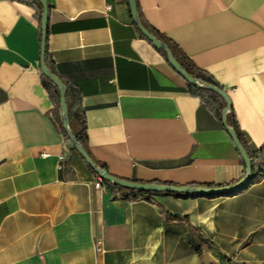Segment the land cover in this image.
Returning a JSON list of instances; mask_svg holds the SVG:
<instances>
[{"label": "crops", "instance_id": "1", "mask_svg": "<svg viewBox=\"0 0 264 264\" xmlns=\"http://www.w3.org/2000/svg\"><path fill=\"white\" fill-rule=\"evenodd\" d=\"M44 1L50 70L78 96L88 151L110 175L232 186L245 165L224 122L252 170L228 193L129 202L95 188L58 128L34 8L0 0V264H264V0H135L142 25L226 93L221 117L141 34L128 0Z\"/></svg>", "mask_w": 264, "mask_h": 264}, {"label": "water", "instance_id": "2", "mask_svg": "<svg viewBox=\"0 0 264 264\" xmlns=\"http://www.w3.org/2000/svg\"><path fill=\"white\" fill-rule=\"evenodd\" d=\"M40 3L42 7V13H41V19H40V26H41V38H40V69L44 77H46L48 80L53 82L59 92V102H60V115H61V123L62 128L68 138V140L73 145L75 151L81 156V158L85 161V163L89 166V168L97 174V176L104 182L109 183L113 186H117L120 188L128 189V190H134L142 193H181V194H213V193H228V192H235L238 190L242 185H244L248 177L251 173L252 166L250 163V159L241 145L235 130L232 127H229L224 122L223 125L229 134L231 140L233 141V144L237 151L239 152L244 165H245V176L236 184L228 187L223 188H198V187H176V186H170V185H164V184H156V183H138L133 182L129 180L120 179L117 177H114L110 175L104 168L98 167L95 162L92 160V158L87 154L85 149L82 147V145L76 140L74 135L69 129L68 126V109L66 105V89L63 84V82L53 74L46 66L45 64V41H46V35H47V17H48V6L44 0H36ZM131 16L133 19V22L141 32V34L145 37L146 40H148L154 48L165 51L166 59L171 68L188 84L195 88L205 87L219 96H221L226 101V107L223 109V115H225L230 109L231 104L228 96L224 91L221 89L208 85L200 83L198 80L194 79L190 75H188L179 65V63L174 59L173 53L171 49L168 47L166 43H164L162 40L156 38L152 33H150L140 22L138 18V13L136 9V3L135 0H128Z\"/></svg>", "mask_w": 264, "mask_h": 264}, {"label": "trees", "instance_id": "3", "mask_svg": "<svg viewBox=\"0 0 264 264\" xmlns=\"http://www.w3.org/2000/svg\"><path fill=\"white\" fill-rule=\"evenodd\" d=\"M22 1L27 3L28 5L32 6L35 10V14H36V17H37L38 22H39L38 38L40 41V38H41L40 19H41L42 7H41L40 3L36 0H22ZM145 28L150 33H152L156 38L162 40L164 43H166L168 45V47L171 49V51L173 53L174 59L179 63L180 67L188 75H190L194 79L198 80L200 83L212 85V86H215V87L220 89V86L218 85V83L210 75H208L206 72L197 68L194 64H192L188 60V58H186L184 56L182 57L170 43H168L163 38H161L157 34H155L148 26H145ZM154 49L157 52H159L167 62L165 51L159 50L156 48H154ZM45 64H46L47 68L50 70L48 48H47V36H46V41H45ZM168 65H169V63H168ZM42 79H43L44 85L45 86L49 85L54 91V96L56 97V100H57L56 105H57V111H58V118H57L58 128L63 133L66 140L71 144V142L68 140V138H67V136H66V134L62 128L61 115L59 114V108H60L59 92L57 90V87L54 83L50 82L44 76H42ZM185 84H186V87H187L189 93L192 96L198 97L201 101L206 103L209 106V108L218 117L222 116V110L226 107V101L221 96H219L218 94H216L215 92H213L212 90H210L208 88H205V87L195 88V87L191 86L190 84H188L187 82H185ZM65 89H66L65 100H66V105H67V109H68V126H69V129L72 132V134L74 135V137L76 138V140L82 145V147L85 149L87 154L91 157V155L88 151V148H87L86 124H85L83 110L80 107L79 98L77 95L72 96L71 93L68 91V89L67 88H65ZM231 127L235 130L234 126H231ZM237 137H238V135H237ZM238 139H239V137H238ZM239 141H240V139H239ZM240 143H241V141H240ZM241 145L244 148L243 143H241ZM71 147L74 148L72 144H71ZM262 150H264V149H262ZM262 150H260V152ZM95 164L98 167L103 168V166H101L97 162H95ZM106 185L110 188L111 191H113L116 195H118V197L121 198L122 200L129 201V202H132V201H135L138 199H146L149 201H153V198L151 197L152 193H142V192H138V191H134V190H128V189L120 188L117 186H113L109 183H106Z\"/></svg>", "mask_w": 264, "mask_h": 264}, {"label": "built area", "instance_id": "4", "mask_svg": "<svg viewBox=\"0 0 264 264\" xmlns=\"http://www.w3.org/2000/svg\"><path fill=\"white\" fill-rule=\"evenodd\" d=\"M106 10H109V7H106ZM64 159V155H60L59 156V161H62ZM94 186H95V188H97V189H101L102 187H103V182H102V180L99 178L95 183H94ZM96 250L97 251H101V249L99 248V246H98V243H97V245H96Z\"/></svg>", "mask_w": 264, "mask_h": 264}]
</instances>
